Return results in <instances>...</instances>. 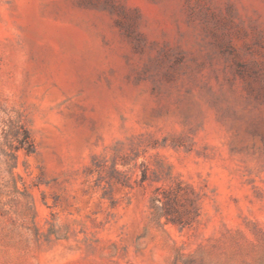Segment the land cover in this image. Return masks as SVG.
I'll return each mask as SVG.
<instances>
[{"label": "rangeland", "instance_id": "rangeland-1", "mask_svg": "<svg viewBox=\"0 0 264 264\" xmlns=\"http://www.w3.org/2000/svg\"><path fill=\"white\" fill-rule=\"evenodd\" d=\"M0 264H264V0H0Z\"/></svg>", "mask_w": 264, "mask_h": 264}]
</instances>
